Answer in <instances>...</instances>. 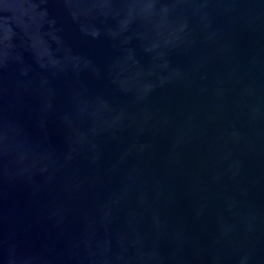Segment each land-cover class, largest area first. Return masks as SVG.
<instances>
[{"label": "water", "instance_id": "water-1", "mask_svg": "<svg viewBox=\"0 0 264 264\" xmlns=\"http://www.w3.org/2000/svg\"><path fill=\"white\" fill-rule=\"evenodd\" d=\"M0 264H264V0H0Z\"/></svg>", "mask_w": 264, "mask_h": 264}]
</instances>
